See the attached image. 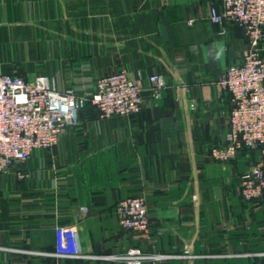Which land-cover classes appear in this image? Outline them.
<instances>
[{"label": "crops", "instance_id": "1", "mask_svg": "<svg viewBox=\"0 0 264 264\" xmlns=\"http://www.w3.org/2000/svg\"><path fill=\"white\" fill-rule=\"evenodd\" d=\"M222 3L0 0L3 74L44 75L58 91L84 95L121 70L165 85L159 98L145 92L132 117L102 118L90 106L52 149L0 173V264H123L51 256L63 226L77 228L89 256L135 247L172 256L159 264L264 263V196L246 201L241 192L262 147L230 162L211 156L232 108L219 80L249 48L237 24L211 21ZM258 50L264 56V40ZM140 196L150 227L125 230L117 205Z\"/></svg>", "mask_w": 264, "mask_h": 264}, {"label": "built area", "instance_id": "2", "mask_svg": "<svg viewBox=\"0 0 264 264\" xmlns=\"http://www.w3.org/2000/svg\"><path fill=\"white\" fill-rule=\"evenodd\" d=\"M210 19L215 24L234 22L249 42L242 63L229 66L219 80L220 87L230 95L232 108L224 143L212 148L211 156L220 162H230L244 149L262 147L260 161L241 177L244 200H258L264 196V56L258 50L264 40V0H223L221 10L211 9ZM164 88L157 74L146 76L138 71L132 75L121 70L100 78L92 94L82 95L73 89L58 91L44 75L26 79L0 70V173L26 163L36 150L52 149L65 128L90 106L102 118L132 117L141 112L145 92L159 98ZM19 176L25 177L24 173ZM116 214L125 230L146 232L150 227L144 197L120 201ZM50 255L58 259L94 258L123 264H159L172 258L135 247L121 254L89 256L81 249L75 226L57 229L55 250Z\"/></svg>", "mask_w": 264, "mask_h": 264}, {"label": "rangeland", "instance_id": "3", "mask_svg": "<svg viewBox=\"0 0 264 264\" xmlns=\"http://www.w3.org/2000/svg\"><path fill=\"white\" fill-rule=\"evenodd\" d=\"M82 95H84V94H82ZM148 253H150V252H148Z\"/></svg>", "mask_w": 264, "mask_h": 264}]
</instances>
